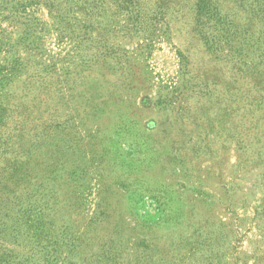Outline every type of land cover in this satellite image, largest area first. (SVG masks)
I'll return each instance as SVG.
<instances>
[{"label": "rangeland", "instance_id": "374dc122", "mask_svg": "<svg viewBox=\"0 0 264 264\" xmlns=\"http://www.w3.org/2000/svg\"><path fill=\"white\" fill-rule=\"evenodd\" d=\"M0 0V255L264 264V0Z\"/></svg>", "mask_w": 264, "mask_h": 264}, {"label": "trees", "instance_id": "16d2710c", "mask_svg": "<svg viewBox=\"0 0 264 264\" xmlns=\"http://www.w3.org/2000/svg\"><path fill=\"white\" fill-rule=\"evenodd\" d=\"M199 7L202 6V8L208 10L211 6V0H200L198 2ZM0 264H20L18 262H15L14 259L10 255H6L5 253H2L0 255Z\"/></svg>", "mask_w": 264, "mask_h": 264}]
</instances>
